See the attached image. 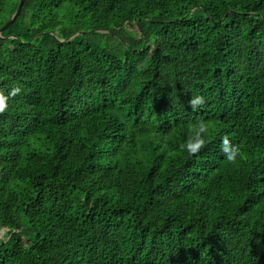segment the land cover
<instances>
[{"label":"trees","instance_id":"1","mask_svg":"<svg viewBox=\"0 0 264 264\" xmlns=\"http://www.w3.org/2000/svg\"><path fill=\"white\" fill-rule=\"evenodd\" d=\"M7 33L0 264H264V0H25Z\"/></svg>","mask_w":264,"mask_h":264},{"label":"clouds","instance_id":"2","mask_svg":"<svg viewBox=\"0 0 264 264\" xmlns=\"http://www.w3.org/2000/svg\"><path fill=\"white\" fill-rule=\"evenodd\" d=\"M21 91L20 86H13L7 93L0 90V115L8 111L9 101L16 97ZM206 101L201 95L193 96L189 99L188 105L193 111L203 107ZM211 131L210 124L203 120H197L188 125V136L181 144V150L188 153L189 156L197 155L209 143L207 136ZM221 152L230 164H237L243 158L242 146L233 144L228 136H223L220 142Z\"/></svg>","mask_w":264,"mask_h":264},{"label":"water","instance_id":"3","mask_svg":"<svg viewBox=\"0 0 264 264\" xmlns=\"http://www.w3.org/2000/svg\"><path fill=\"white\" fill-rule=\"evenodd\" d=\"M24 3H25V0H20L16 12L13 14V16L11 17V19L7 22V24L5 26H3L2 28H0V38L1 37H4V36H11V37L17 38V36L15 34H13V33H8V34L3 35V32L6 31L15 22V20L17 19V17L21 14ZM81 33L82 32H80V31L79 32H76V33H74L73 35H71L70 37H68L65 40H68L71 37H74V36L79 35ZM32 39H34V37ZM65 40H61V41H65Z\"/></svg>","mask_w":264,"mask_h":264},{"label":"rangeland","instance_id":"4","mask_svg":"<svg viewBox=\"0 0 264 264\" xmlns=\"http://www.w3.org/2000/svg\"><path fill=\"white\" fill-rule=\"evenodd\" d=\"M11 17H12V16H11ZM11 17H10V19H11ZM10 19H9V20H10ZM9 20H8V21H9ZM6 24H7V23H6ZM4 26H5V25H4ZM7 34H8V33H7ZM5 37H8V36H5Z\"/></svg>","mask_w":264,"mask_h":264}]
</instances>
